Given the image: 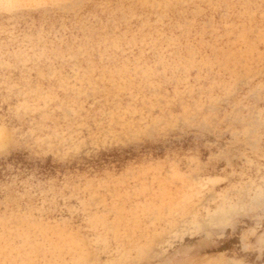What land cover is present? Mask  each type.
I'll return each instance as SVG.
<instances>
[{"label": "rangeland", "instance_id": "rangeland-1", "mask_svg": "<svg viewBox=\"0 0 264 264\" xmlns=\"http://www.w3.org/2000/svg\"><path fill=\"white\" fill-rule=\"evenodd\" d=\"M0 264H264V0H0Z\"/></svg>", "mask_w": 264, "mask_h": 264}]
</instances>
